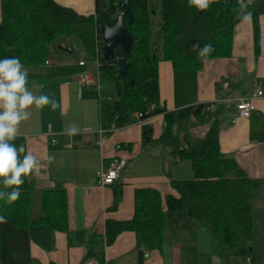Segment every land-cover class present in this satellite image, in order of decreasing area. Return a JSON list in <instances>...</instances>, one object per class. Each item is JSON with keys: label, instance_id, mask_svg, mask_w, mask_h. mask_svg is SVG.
Masks as SVG:
<instances>
[{"label": "trees", "instance_id": "obj_1", "mask_svg": "<svg viewBox=\"0 0 264 264\" xmlns=\"http://www.w3.org/2000/svg\"><path fill=\"white\" fill-rule=\"evenodd\" d=\"M121 0H95V13L80 15L55 0H1L0 59L16 47L25 67L45 65L51 55V45L59 38L73 36L78 26L94 22L99 49L98 71L101 81L112 82L117 99L110 104L113 129L124 128L136 113L142 121L163 114L165 128L160 140L174 146L171 155L178 161L190 160L194 177L172 180L171 191L163 193L153 186H141L134 192V214L127 220L107 219L105 234H93L83 263L96 260L106 264L105 247L112 245L126 231L136 235L141 259L144 252L162 250L167 231H193L205 226L215 244L222 264H248L247 258L254 234V201L264 191V179L252 178L234 157L221 151L220 129L216 117L207 106L187 107L167 111L161 107L159 64L169 61L182 70H200L211 59L232 55L233 35L239 21L237 0H216L209 10L198 12L189 8L187 0H130L134 21L125 26L132 37L128 54L117 46L120 58L129 66L119 76L115 62L103 58L100 27H113L120 15ZM249 8V5H248ZM211 43L214 51L201 62L192 45ZM209 125L205 136L197 143L185 135L183 141L175 128L182 131L194 118ZM143 138H151V129L143 126ZM181 141V142H180ZM130 147V146H129ZM113 185V184H111ZM33 184L20 188V198L12 204L0 200V264H32L31 224L44 225L53 231L69 232L67 190L55 186L44 191L43 215L31 217ZM0 190L10 191L11 189ZM123 198L121 185L114 189L111 209L116 210Z\"/></svg>", "mask_w": 264, "mask_h": 264}, {"label": "crops", "instance_id": "obj_2", "mask_svg": "<svg viewBox=\"0 0 264 264\" xmlns=\"http://www.w3.org/2000/svg\"><path fill=\"white\" fill-rule=\"evenodd\" d=\"M55 1L80 15L93 13V0ZM243 2L249 5L252 19L241 22L236 2L239 21L230 57L208 60L200 70L176 69L169 61L159 64L161 107L178 111L201 104L207 106L217 116L222 153L234 157L249 177L264 179V0ZM61 57L51 49L45 65L26 68L29 89L36 95L46 94L55 99L63 114L61 107L53 111L50 106L42 109L33 106L29 109L31 117L19 125L14 141L17 146L24 145L26 153L38 161L37 169L21 186L34 187L31 217L43 215L42 205L38 208L36 203L42 204L46 189L63 186L68 195L70 237L65 232L31 224L32 264H98L96 260L83 263L90 239L95 233L104 236L107 219L133 217L136 188L153 186L168 193L172 180L191 179L194 171L191 161H178L160 140L165 128L163 114L143 122L135 117L126 127L113 129L109 115L112 102L106 103L102 88H82L79 84L80 75L85 74L79 70L87 64L80 65L81 60L78 68L74 66L75 71H68V63H63ZM93 65L95 71L87 73L96 75L98 56ZM256 90L263 91L255 102L256 110L249 119L239 118L233 99ZM144 124L151 129V138H143ZM72 125L78 127L79 134H66ZM49 156H54L51 162ZM120 159L127 161V167L115 183L99 185L97 171L102 165ZM118 185L122 187L123 198L118 208L112 210ZM173 248L175 256L171 264H179L180 246ZM139 250L136 235L123 232L105 247L106 264H166L165 243L162 250L144 252L142 259Z\"/></svg>", "mask_w": 264, "mask_h": 264}, {"label": "clouds", "instance_id": "obj_3", "mask_svg": "<svg viewBox=\"0 0 264 264\" xmlns=\"http://www.w3.org/2000/svg\"><path fill=\"white\" fill-rule=\"evenodd\" d=\"M216 0H187L189 8H195L198 12L209 10ZM240 10L241 22L247 23L252 19V12L248 11V5L243 0H237ZM192 50L197 53L201 62L208 59L214 48L211 43L203 47L199 43L192 45ZM43 88V85H39ZM35 106L42 109L50 106L53 111L61 107L57 101L49 95H36L28 87V69L19 57H6L0 59V200L6 204H12L20 198V188L25 178L32 174L38 167V161L31 153H26L24 145L17 146L14 141L18 135V127L23 121L31 117L30 108ZM61 114L63 109L61 107ZM69 136L79 134V129L72 125L66 130ZM55 143V141H53ZM54 156H49L51 162ZM7 223L0 216V224Z\"/></svg>", "mask_w": 264, "mask_h": 264}, {"label": "rangeland", "instance_id": "obj_4", "mask_svg": "<svg viewBox=\"0 0 264 264\" xmlns=\"http://www.w3.org/2000/svg\"><path fill=\"white\" fill-rule=\"evenodd\" d=\"M94 11L95 6L93 0L92 14H94ZM92 14H86L85 16H90ZM60 45L70 48L72 53L61 52L58 49ZM51 49L62 56L61 59L63 63H68L66 65L68 71H75L74 66L78 68L79 61L83 60L87 66L84 69L81 68L79 71H81V73H87V71L94 72L95 66L93 64L98 56L95 23L85 22L80 24L77 32H75L73 36H64L57 39L51 45ZM13 56L19 57L16 47H11L7 51V57ZM100 87L102 88V92L106 95V103H111L113 100L117 99L116 89L112 82L103 81L100 83ZM204 118L205 117H202L200 120L192 118L189 123H187L188 126H186L185 129L178 131V129L175 128L174 132L178 134L181 141L185 139V135L187 134L190 141L197 143L205 136L209 129V125L204 123ZM166 147L169 152L174 148L170 143H166ZM188 162H190V160ZM170 164L171 167H173L172 163ZM187 177L189 176H184V178ZM254 202L255 221L254 234L250 245L253 250L250 254L252 259L251 264H264V191ZM36 205L40 208L42 205L41 201H38ZM40 213L41 210H39V214ZM174 246H180L179 264H222L221 259L216 255L215 244L212 242L208 229L205 226L196 225L193 231L190 232L167 231L165 240L166 264H171L175 256ZM243 261L242 259L238 260L239 264Z\"/></svg>", "mask_w": 264, "mask_h": 264}, {"label": "built area", "instance_id": "obj_5", "mask_svg": "<svg viewBox=\"0 0 264 264\" xmlns=\"http://www.w3.org/2000/svg\"><path fill=\"white\" fill-rule=\"evenodd\" d=\"M98 59H99V49H98ZM85 62L81 61L80 65H84ZM100 75L99 71L96 75L85 73L80 75L79 84L82 88L88 86H100ZM263 96L262 90H256L251 94L238 96L234 98L236 104V110L239 118L249 119L251 118L253 112L256 110V100L260 99ZM135 117L138 121L143 122L141 120L142 114L136 113ZM127 167V161L124 159L113 160L106 165H102L101 169L97 171V181L99 185L106 186L114 184L115 181L119 178L121 173ZM251 257L247 258V263L251 264Z\"/></svg>", "mask_w": 264, "mask_h": 264}, {"label": "water", "instance_id": "obj_6", "mask_svg": "<svg viewBox=\"0 0 264 264\" xmlns=\"http://www.w3.org/2000/svg\"><path fill=\"white\" fill-rule=\"evenodd\" d=\"M130 0H121L119 5L123 11V14L118 17L116 24L113 27L102 25L100 27V35L103 45V58L106 62H115L117 72L119 76H124L127 72L129 63L126 58H120L119 53L115 51L117 46H121L124 52L128 54L132 47V37L129 34L125 20L128 24H132L134 21L133 14L130 10ZM59 49L70 52L71 49L63 45L59 46ZM252 250V246H250Z\"/></svg>", "mask_w": 264, "mask_h": 264}]
</instances>
